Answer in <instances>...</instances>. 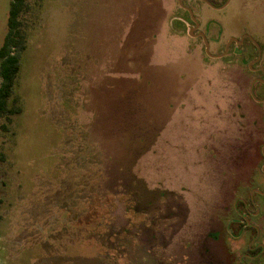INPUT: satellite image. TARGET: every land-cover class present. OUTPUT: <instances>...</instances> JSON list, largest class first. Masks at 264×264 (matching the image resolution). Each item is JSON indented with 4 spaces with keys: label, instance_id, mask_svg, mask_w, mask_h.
Here are the masks:
<instances>
[{
    "label": "rangeland",
    "instance_id": "374dc122",
    "mask_svg": "<svg viewBox=\"0 0 264 264\" xmlns=\"http://www.w3.org/2000/svg\"><path fill=\"white\" fill-rule=\"evenodd\" d=\"M28 1L22 112L0 119V264H264L254 47L210 58L179 0ZM183 2L214 55L264 38V0Z\"/></svg>",
    "mask_w": 264,
    "mask_h": 264
},
{
    "label": "trees",
    "instance_id": "16d2710c",
    "mask_svg": "<svg viewBox=\"0 0 264 264\" xmlns=\"http://www.w3.org/2000/svg\"><path fill=\"white\" fill-rule=\"evenodd\" d=\"M29 12L28 0L11 1L8 31L0 48V119H6L8 122H12V117L22 112V107L14 95L22 68L23 55L28 48L26 17Z\"/></svg>",
    "mask_w": 264,
    "mask_h": 264
},
{
    "label": "flooded vegetation",
    "instance_id": "af4514ba",
    "mask_svg": "<svg viewBox=\"0 0 264 264\" xmlns=\"http://www.w3.org/2000/svg\"><path fill=\"white\" fill-rule=\"evenodd\" d=\"M203 4H205L209 9H212V10H224L226 9L232 2V0H200ZM222 1V2H221ZM221 2V3H219ZM182 3L185 7L189 8L188 6H186L182 0ZM180 5V3H179ZM181 6V5H180ZM181 8H183L185 11H187L189 13L188 10H186L184 7L181 6ZM191 9V8H189ZM193 10V9H191ZM194 12V11H193ZM190 14V13H189ZM195 15V13H194ZM190 18H191V15H190ZM197 18V17H196ZM197 21L200 23V26H201V22L199 21V19L197 18ZM191 22L194 23V27H196V23L192 20L191 18ZM193 28V27H192ZM200 28V27H199ZM198 28V29H199ZM195 30L194 33L196 31ZM201 33H204V32H198L196 37H200L203 39L204 41V44H205V40L202 36H199ZM205 34V33H204ZM206 35V34H205ZM207 37V35H206ZM236 38V37H234ZM208 39V38H207ZM233 39V38H230V40ZM239 42L237 41H234L233 43L230 44V40L229 42L227 43L226 47H225V50L223 51V53L219 54V55H214L212 54L213 56H215L214 59H224L226 58L229 54H230V50L233 49V46H237L238 48L235 49L234 51V54H238V55H241L245 52H247L246 50H248L249 48L254 47V50L255 52L257 53V60L256 61H259V66L257 68H255L256 71L258 72H264V62H262V59L264 57V38L262 39V41H257L256 39H254V37H252L250 34H243L241 35L240 38H237ZM209 41V40H208ZM210 43V41H209ZM247 43L251 44V46H248ZM230 44V45H229ZM206 46V44H205ZM229 46V47H228ZM210 52H211V49H210ZM207 53V52H206ZM212 58V57H210ZM258 80H263L264 79H258ZM260 83L264 84V82H261ZM263 195V194H262Z\"/></svg>",
    "mask_w": 264,
    "mask_h": 264
},
{
    "label": "water",
    "instance_id": "95a60500",
    "mask_svg": "<svg viewBox=\"0 0 264 264\" xmlns=\"http://www.w3.org/2000/svg\"><path fill=\"white\" fill-rule=\"evenodd\" d=\"M179 3H180V5H181L182 7H184L186 10L189 11L192 20H193V21L196 23V25H197L196 27H193V28L190 29L189 34H190V35H193V36H197V35L194 34V31L197 30V29L200 27V23L197 21V18L195 17L193 10H191V9H189V8H187V7H185V6L183 5V3H182V0H179ZM199 36H202V37L204 38V40H205L207 55H208L209 57L215 58V56H213V55L211 54V52H210V43H209V41H208L206 35H205L204 33H201ZM234 41L239 42L237 38H233V39L230 40V44L233 43ZM230 44H229V45H230ZM228 47H229V46H228ZM257 81L264 82L263 80H254L253 83H252V86H251V93H252V95L254 96V98H255L256 100H257V98H256L255 95H254V85H255V83H256ZM263 152H264V151H263ZM256 191H257L258 193L264 195V192H262V191H260V190H256Z\"/></svg>",
    "mask_w": 264,
    "mask_h": 264
}]
</instances>
